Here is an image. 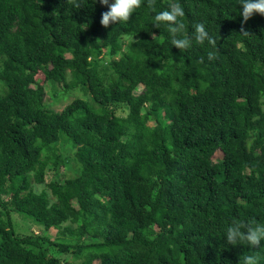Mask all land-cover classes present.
<instances>
[{"label":"trees","instance_id":"1","mask_svg":"<svg viewBox=\"0 0 264 264\" xmlns=\"http://www.w3.org/2000/svg\"><path fill=\"white\" fill-rule=\"evenodd\" d=\"M79 2L0 0V264H264V241H226L233 220L264 224V16L175 0L192 38L179 50L154 26L173 0L107 28V6ZM37 74L52 97L90 98L50 111ZM15 215L41 234L17 233Z\"/></svg>","mask_w":264,"mask_h":264},{"label":"clouds","instance_id":"2","mask_svg":"<svg viewBox=\"0 0 264 264\" xmlns=\"http://www.w3.org/2000/svg\"><path fill=\"white\" fill-rule=\"evenodd\" d=\"M76 8H81L79 0H68ZM95 3V0H94ZM101 5L107 6L108 10L101 14L100 24L107 28L110 24L128 22L136 9L141 7L142 0H99ZM148 7L155 12L156 0H147ZM239 5L242 6L241 15L243 21H247L254 13L264 16V0H240ZM183 7L173 0L169 4V10L158 12L154 16V26L159 28L162 23L168 24V31L171 34V45L179 50H187L192 46V38L185 34V25L178 18L184 17ZM194 39L197 44L203 45L207 41L208 45L213 49L207 54L209 61L218 58L219 49L217 41L210 36L203 23H197L194 26ZM241 33L248 35L249 32L241 27ZM203 63V58L200 59ZM226 241L230 245H237L240 242L248 246H259L264 241V224L258 223L255 219H249L247 222L243 220H233L231 226L226 230ZM243 264H258V258L255 256H245Z\"/></svg>","mask_w":264,"mask_h":264},{"label":"rangeland","instance_id":"3","mask_svg":"<svg viewBox=\"0 0 264 264\" xmlns=\"http://www.w3.org/2000/svg\"><path fill=\"white\" fill-rule=\"evenodd\" d=\"M44 77L42 74H37L36 76V80L38 82V84H42V86L44 87L45 90V103L47 105V107L49 108L50 111H55V112H60L67 104H69L71 101H73L74 99L80 98V99H86L89 100V96L87 93H85L84 91L80 90V89H76L74 91H71L69 94L67 95H61V87H55V89H57L56 93L58 96L57 97H52V91L53 89L51 88V85L46 83L44 80ZM121 113V112H120ZM122 114V113H121ZM59 150L61 151L62 154V158L66 161V163L64 164V167H61L60 169V179H67V178H71L73 176H75L76 170H75V165L73 162V154L75 149L71 148L70 146L68 147H58ZM221 153L220 152H216L213 156V159L218 160L221 159ZM51 179V175H47L46 177V183ZM31 188L35 193H39L42 190H47L45 188V186L43 185H37L33 180H31ZM49 193V192H48ZM15 219V230L17 233H22V234H41L42 232V227L40 226H36L32 223H30V221L22 219L17 217V215L13 216ZM50 235H54L55 234V230H51Z\"/></svg>","mask_w":264,"mask_h":264}]
</instances>
